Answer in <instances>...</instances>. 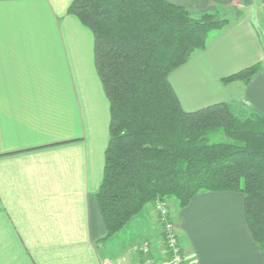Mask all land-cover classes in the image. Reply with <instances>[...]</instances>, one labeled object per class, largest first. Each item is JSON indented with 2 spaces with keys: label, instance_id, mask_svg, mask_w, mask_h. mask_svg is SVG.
Here are the masks:
<instances>
[{
  "label": "crops",
  "instance_id": "0c3cea01",
  "mask_svg": "<svg viewBox=\"0 0 264 264\" xmlns=\"http://www.w3.org/2000/svg\"><path fill=\"white\" fill-rule=\"evenodd\" d=\"M194 12L236 7L203 50L174 71L186 111L226 102L264 115V0H167ZM73 0H0V264H170L155 204L105 246L99 190L110 104L94 62V34L68 14ZM256 64L253 79L224 78ZM237 192L196 195L172 208L186 264H264Z\"/></svg>",
  "mask_w": 264,
  "mask_h": 264
},
{
  "label": "trees",
  "instance_id": "16d2710c",
  "mask_svg": "<svg viewBox=\"0 0 264 264\" xmlns=\"http://www.w3.org/2000/svg\"><path fill=\"white\" fill-rule=\"evenodd\" d=\"M68 14L94 34L95 67L110 104L95 194L106 233L97 244L105 246L149 204L162 200L181 210L198 194L231 191L245 196V219L264 253V115H239L226 102L186 111L170 80L231 21L196 17L167 0H73ZM261 68L223 81L248 84Z\"/></svg>",
  "mask_w": 264,
  "mask_h": 264
},
{
  "label": "built area",
  "instance_id": "2783aa9c",
  "mask_svg": "<svg viewBox=\"0 0 264 264\" xmlns=\"http://www.w3.org/2000/svg\"><path fill=\"white\" fill-rule=\"evenodd\" d=\"M155 208L158 214V220L163 229L164 243L166 252L169 255L170 264H186L185 254L180 244V237L173 221L171 205L167 201H157ZM143 253L142 264H155L151 257V243L144 242L140 248ZM105 264H112L106 262Z\"/></svg>",
  "mask_w": 264,
  "mask_h": 264
},
{
  "label": "rangeland",
  "instance_id": "374dc122",
  "mask_svg": "<svg viewBox=\"0 0 264 264\" xmlns=\"http://www.w3.org/2000/svg\"><path fill=\"white\" fill-rule=\"evenodd\" d=\"M186 8V7H185ZM190 10V9H189ZM191 11V10H190ZM193 13V15H195L196 17L201 16V14L203 13H212V14H219L222 17H225L227 19H229L231 21V23L233 21L236 20V18H238L239 11L236 9V7H218L217 11H210V12H203V13H199V12H194L191 11ZM230 23V24H231Z\"/></svg>",
  "mask_w": 264,
  "mask_h": 264
}]
</instances>
